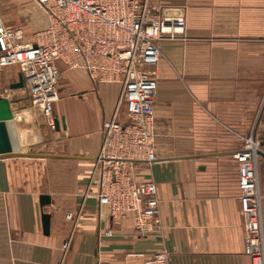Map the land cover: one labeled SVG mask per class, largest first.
<instances>
[{
    "label": "crops",
    "instance_id": "obj_1",
    "mask_svg": "<svg viewBox=\"0 0 264 264\" xmlns=\"http://www.w3.org/2000/svg\"><path fill=\"white\" fill-rule=\"evenodd\" d=\"M147 1L186 18L183 35L157 42V157L135 164V179L158 187L162 229L139 237L132 216L116 223L91 196L103 125L127 121V104L122 82L95 83L85 70L70 69L63 93L60 77L57 83L54 112L66 128L55 129L56 151H33L46 144L35 140L48 129L32 110L40 109L30 105L20 122L14 116L21 145L0 156V264H148L160 253L168 261L152 264H252L234 155L255 131L264 140V0ZM13 4L21 18L10 26L35 41L47 13L32 0ZM258 171L264 225L261 154ZM42 194L50 204L41 205ZM43 213L51 214L49 234Z\"/></svg>",
    "mask_w": 264,
    "mask_h": 264
},
{
    "label": "built area",
    "instance_id": "obj_2",
    "mask_svg": "<svg viewBox=\"0 0 264 264\" xmlns=\"http://www.w3.org/2000/svg\"><path fill=\"white\" fill-rule=\"evenodd\" d=\"M32 1L47 13L49 23L30 42L21 26L6 24L0 14V68L19 66L32 104L52 129L60 77L58 61L69 69L85 70L95 83L122 82L120 102L127 104V121L113 118L103 125L98 156L102 166L97 191L91 196L101 207H107L116 223L132 216L139 237L158 233L162 229L158 187L152 181H137L135 164L156 160V65L161 56L157 42L183 35L185 16L160 13L158 6L147 0ZM258 133L249 135L234 155L239 163L245 252L252 264H264L263 196L258 171L264 146ZM106 233L112 234V229ZM168 259L167 254L160 253L147 263Z\"/></svg>",
    "mask_w": 264,
    "mask_h": 264
},
{
    "label": "rangeland",
    "instance_id": "obj_3",
    "mask_svg": "<svg viewBox=\"0 0 264 264\" xmlns=\"http://www.w3.org/2000/svg\"><path fill=\"white\" fill-rule=\"evenodd\" d=\"M25 1L26 0H0V11L3 14L2 16H3L6 24H8V25L20 24L19 19L21 18V14L19 15L18 12H16V10L14 9L16 7L14 6L13 3L17 2V3L21 4ZM60 71H61L60 84H62V85H61V88L59 87V89H60V93H63L64 89H66V82L65 81L67 80V75H68L70 69L66 68V69L60 70ZM19 72H20L19 66H17V65L0 68V96L7 97L12 101V107H13L14 112H15L14 116L18 122H20L22 120L21 114L24 113L26 110H28L29 109L28 107H30V105H32V103H33L32 100L30 99L28 89H25V88L11 89L10 88V84L12 82H15L18 80ZM55 102H56V99H55ZM55 102H54V107H55ZM33 106H31V107H33ZM32 110H34L35 114L38 115V118H40V120L46 121V119L42 115V113H40L39 111H37L36 109H33V108H32ZM47 126H48V129H45L44 133H42L43 131H41L42 128L40 130H38V131H41L38 134L39 139H37V138L35 139L38 142H40L41 140H44V141L46 140V144H44V147H42V149L40 147L34 149L33 150L34 152H45V151H52L53 152V151H56V147H57V142L55 139L57 137L56 130L52 129L48 124H47ZM22 129L25 132L26 128L24 127ZM26 136H28V135H26ZM38 161L42 162V160H38ZM67 245H68V243H67Z\"/></svg>",
    "mask_w": 264,
    "mask_h": 264
},
{
    "label": "water",
    "instance_id": "obj_4",
    "mask_svg": "<svg viewBox=\"0 0 264 264\" xmlns=\"http://www.w3.org/2000/svg\"><path fill=\"white\" fill-rule=\"evenodd\" d=\"M26 86L24 76L21 72L18 74V80L10 84L11 89H22ZM61 127L66 128V118H55V129L61 130ZM264 138V134L262 136ZM21 141L17 137L16 129L14 127V109L12 101L7 97L0 96V156H7L15 153V149H19ZM261 145L264 146V140H261ZM264 155V152H260ZM52 198L48 194L40 196L42 206L50 204ZM43 226L45 234L50 233L51 214L43 213Z\"/></svg>",
    "mask_w": 264,
    "mask_h": 264
}]
</instances>
